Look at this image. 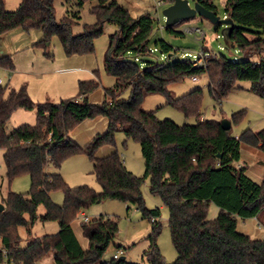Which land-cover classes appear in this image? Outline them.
Segmentation results:
<instances>
[{"label":"trees","instance_id":"16d2710c","mask_svg":"<svg viewBox=\"0 0 264 264\" xmlns=\"http://www.w3.org/2000/svg\"><path fill=\"white\" fill-rule=\"evenodd\" d=\"M88 1L61 0L64 11L57 20L56 0H20L13 10H7L0 0V36L16 27L38 28L43 37L34 45L46 56H52L49 45L53 35L58 36L66 55L82 54L93 51L94 39L105 24L117 26L109 35L103 56L104 70L114 82L103 88L101 101L92 102L87 97L99 87L98 78L79 80L76 96L56 102H34L25 84L18 88L0 84V147L6 177L11 181L28 174L31 180L25 193H0V261L38 264L50 253L55 264H137L125 258H102L118 230L116 218L100 215L83 220L80 226L86 247L80 245L72 229L71 222L82 209L113 198L136 207L150 221L151 244L145 256L151 264H264V237L252 238L237 230L238 217H254L264 228V176L257 183L245 173L244 164L237 165L241 145L264 152V127L232 135L231 126L226 130L218 120L201 118L200 87L178 97L169 92L171 84L185 77L205 76L208 92L216 101H221L238 80H248L249 89L264 98V0H225V12L231 11L233 20L230 38L243 59L217 56L198 68L188 59L172 63L148 59L156 50L170 55L172 45L163 38L152 39L154 20L149 12L134 17L116 0H96L90 9L95 22L81 23L80 30L74 32L81 21L80 10ZM172 1L164 0L166 4ZM194 1L216 13L212 0ZM175 25L164 28L183 35ZM253 57L257 60H251ZM0 65L13 68L9 55L0 56ZM126 90H130L127 97L123 96ZM152 94L164 95L167 104L185 116H194L195 122L177 124L158 118L154 110L143 107L145 97ZM18 108L35 109L36 122L21 124L7 133L6 123ZM98 116L107 119L104 131L84 145L72 140L69 133L75 126ZM229 120L236 122V115ZM117 131L139 142L143 176L125 166L117 149L106 156L96 155L101 146L115 145ZM77 153L91 160L100 191L88 185L69 186L58 171H48L50 165L58 170L67 157ZM148 175L150 192L159 195L168 208V226L177 252L172 262L164 260L155 241L160 231V208H146L142 197L141 184ZM57 189L63 192L62 204L51 198ZM210 203L218 208L213 218L207 216ZM39 205L44 207L41 219L57 220L58 231L32 238L21 247L18 228L24 226L30 234Z\"/></svg>","mask_w":264,"mask_h":264},{"label":"rangeland","instance_id":"374dc122","mask_svg":"<svg viewBox=\"0 0 264 264\" xmlns=\"http://www.w3.org/2000/svg\"><path fill=\"white\" fill-rule=\"evenodd\" d=\"M117 3L129 10L132 16H137L144 12H149L153 17V37L163 38L172 45L173 50L170 55L161 53L158 50L148 56V59L160 63H172L179 59H191L192 55L200 48L210 51L219 57L239 60L243 56L237 46H225L220 30L223 25L212 23L199 15L180 21L175 25V29L182 31L185 27H199L205 32L203 40H196L194 34L184 33L174 35L167 32L164 28V16L162 10L168 6L165 2L156 5V0H116ZM217 7L216 14L222 19L226 16L224 9L225 0H212ZM193 5L194 0H188ZM8 6L10 2H5ZM96 0L86 2L81 8V21L73 28L74 32L80 30L81 23H94L95 17L90 12ZM64 7L57 0L55 3L56 19L63 14ZM117 30L115 24L107 23L103 31L94 39V49L89 53L66 55L63 51L58 36L53 35L50 39L49 49L52 56H46L40 46L34 45L43 37V33L38 28L25 30L16 27L8 30L0 36V56L9 55L13 68L0 65V84L18 88L25 84L30 98L34 102H43L47 98L51 101H58L60 98L76 96L78 92V81L94 78V70L98 75L100 83L104 87L113 84L114 78L107 74L103 66V56L108 45L109 35ZM151 49L154 42L151 41ZM185 53H189V56ZM257 60V57L251 58ZM88 69V70H86ZM93 71V72H92ZM200 87L202 89L200 100V113L205 119H215L220 121L222 118L230 119L236 115V122L231 124L230 132L238 136L243 130H258L264 127V98L252 92L248 80H238L235 87L221 99L216 101L208 92L207 78L198 76L196 80L185 77L182 81L170 85V90L175 94L187 93L190 89ZM172 91V92H173ZM130 90H126L123 96L127 97ZM165 98L162 94H152L146 97L148 106L155 109V114L160 119H171L177 124L194 123V116L185 114L167 102L159 101ZM144 102V103H145ZM36 122L35 109L27 110L16 109L6 123L5 131L11 132L21 124H34ZM115 145L109 147L117 149L122 159L128 160L132 172L137 176L144 175V160L141 153L139 142L126 137L123 131L115 133ZM240 164H244L245 173L255 182L260 183L264 176V152L241 146ZM48 171H58L69 186L88 185L96 191L101 190V186L96 179L93 165L89 157L84 153H77L67 157L58 170L51 165ZM150 176H146L141 184V193L146 208H160V216L157 218L160 223V231L156 236V245L163 258L167 262H172L177 256L171 240L170 229L168 226V208L161 197L153 194L149 189ZM31 180L28 174H22L11 181L6 177V166L3 158V149L0 147V193L5 196L8 190L18 193H25L30 190ZM52 200L57 204L63 202V192L60 189L51 192ZM128 206H130L128 208ZM44 213L43 205L37 208V219L33 224L30 234L24 226L18 228L19 245L25 246L32 238L44 234H55L58 231V221L53 219L42 220ZM91 219L100 215H108L117 219L118 230L106 249L103 260L113 258L115 253H120L127 261L137 264H151L145 256V252L151 244V223L147 218L142 217V212L136 207L129 205L121 200L105 198L95 202L84 209L72 220L71 226L81 242L85 243L86 238L82 234L80 223L83 221L82 214ZM218 208L210 203L207 209L208 218L217 215ZM248 219V218H247ZM242 218H237V230L247 232L252 238L263 236L264 228L258 224H253L252 229H247ZM258 223V222H257ZM120 245V247L118 246ZM86 247V245H85ZM0 264H7L6 260ZM39 264H55L52 254H47L39 261Z\"/></svg>","mask_w":264,"mask_h":264},{"label":"crops","instance_id":"0c3cea01","mask_svg":"<svg viewBox=\"0 0 264 264\" xmlns=\"http://www.w3.org/2000/svg\"><path fill=\"white\" fill-rule=\"evenodd\" d=\"M57 1V0H56ZM60 3H61V0H58ZM5 2H10L11 3V5H12V3H13V6H8ZM19 2H20V0H4V6H5V8L7 9V10H13V9H15L16 7H17V5L19 4ZM56 3V2H55ZM86 70H88V69H86ZM89 71V70H88ZM93 72V71H92ZM94 78H97L98 77V75H97V73H95V70H94ZM91 79H93V78H91ZM100 81V80H99ZM103 88H104V86H102L101 85V83H100V85H99V87H97V88H95L92 92H90L89 94H88V100L89 101H92V102H98V101H101L103 98H104V93H103ZM169 88H170V86H169ZM192 89H194V88H192ZM192 89H190V90H192ZM189 90V91H190ZM173 90H170L169 89V92H170V94H171V96L172 97H178V96H181V95H183V94H185V93H183V94H175L174 93V91L172 92ZM188 91V92H189ZM149 96V95H148ZM147 97V96H146ZM146 97H145V99H144V101H143V107L145 108V109H151V110H154L155 111V109L154 108H152V106H148L147 104H148V102H145L146 101ZM48 99V98H47ZM165 101V102H167V99H166V97L164 98H160L159 99V101ZM145 102V103H144ZM201 118H203V117H201ZM106 127H107V119L105 118V117H101V116H98V117H95V118H86V119H84V120H82L77 126H75L71 131H70V133H69V136L72 138V140L73 141H75L76 143H78L79 145H84V144H86L96 133H99V132H102V131H104L105 129H106ZM241 146H245V145H241ZM247 147V146H246ZM114 150H116V149H114V148H111V147H109V145H103V146H101L98 150H97V152H96V155L98 156V157H102V156H106V155H108V154H110L111 152H113ZM240 151H241V147H240ZM123 161H124V164H125V166L130 170V171H132V168H131V166H129L128 165V160H127V158L125 157V159H123ZM237 165L238 166H240V163H237ZM86 216V215H85ZM90 219H91V217H90ZM244 225H246V228L247 229H252V228H254L253 227V224H258L257 223V221H256V219L253 217V218H248V219H246V220H244V223H243ZM258 226H259V224H258ZM260 227V226H259ZM75 233V232H74ZM244 233H247V232H244ZM75 235H76V233H75ZM76 237H77V239H78V241H79V243H80V245L82 246V247H85V245H87V240H86V242L85 243H83V242H81L80 241V239L78 238V236L76 235ZM262 237H264V234H263V236H261V237H258V238H262ZM39 264V263H38Z\"/></svg>","mask_w":264,"mask_h":264},{"label":"water","instance_id":"95a60500","mask_svg":"<svg viewBox=\"0 0 264 264\" xmlns=\"http://www.w3.org/2000/svg\"><path fill=\"white\" fill-rule=\"evenodd\" d=\"M164 16V26L169 27L179 23L182 20L189 19L199 15L206 18L212 23H216L219 26L223 25L220 30V34L223 38L225 46H234L230 35L233 29V20L231 17V11L226 14L224 18H220L215 12L205 8L198 1H194L193 5H190L188 0H173L168 6L162 10ZM220 125L223 129L228 130L231 126V122L227 118H222ZM2 204H0V209ZM119 259H124V256H120Z\"/></svg>","mask_w":264,"mask_h":264},{"label":"built area","instance_id":"2783aa9c","mask_svg":"<svg viewBox=\"0 0 264 264\" xmlns=\"http://www.w3.org/2000/svg\"><path fill=\"white\" fill-rule=\"evenodd\" d=\"M164 3V0H156V5H160ZM184 33H188V34H194V38L196 40H203L204 36H205V32L199 28V27H185L183 29ZM189 56V53H185ZM218 55L216 54H212L210 51L208 50H204L203 48H200L199 51H197L195 54L192 55V58L189 59L192 62V65L194 67H204L207 63V61L211 58H216ZM197 77L193 76L191 77V80H196ZM83 216V220H89L90 218H88L87 216H85L83 213H81ZM122 251L115 253L113 255L114 258H119L120 257V253ZM3 253L5 254V250H3Z\"/></svg>","mask_w":264,"mask_h":264}]
</instances>
